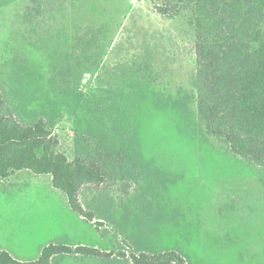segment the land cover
<instances>
[{
	"label": "rangeland",
	"instance_id": "1",
	"mask_svg": "<svg viewBox=\"0 0 264 264\" xmlns=\"http://www.w3.org/2000/svg\"><path fill=\"white\" fill-rule=\"evenodd\" d=\"M190 19L189 11L168 19L151 0H0V89L14 114L48 119L70 159L84 151L86 135L127 154L110 163L118 176L106 188H82L101 232L51 175L24 169L1 181L0 248L21 260L51 243L110 254H66L55 264H134V254L175 247L184 264H264V166L199 124ZM140 90L145 100L135 96ZM135 107L142 151L168 176L129 150ZM132 165L121 179L119 167L128 175Z\"/></svg>",
	"mask_w": 264,
	"mask_h": 264
},
{
	"label": "trees",
	"instance_id": "2",
	"mask_svg": "<svg viewBox=\"0 0 264 264\" xmlns=\"http://www.w3.org/2000/svg\"><path fill=\"white\" fill-rule=\"evenodd\" d=\"M151 3L168 19H175L184 11L191 13L190 22L196 35L197 115L205 133L226 144L246 162L264 166V0H151ZM86 91L85 86L81 93ZM146 93L140 90L135 96L145 100ZM175 106L182 119L191 122L187 108L182 103ZM133 118L135 123L128 129V135L133 136L131 154L156 174L168 176L153 159H146L142 151L138 107ZM96 143L91 136H84L86 152L70 159L60 149L59 138L49 120L40 117L32 122L21 121L0 89V182L24 169L49 174L54 187L67 195L71 208L101 232L103 221L101 217L96 220L98 213L85 206L81 191L86 185L106 188L105 182L118 176L117 167H111L110 163L114 158L123 161L127 154L112 145ZM119 168L124 180L136 167L132 165L128 175H123V169ZM66 254L110 256L85 244L51 243L34 260L18 259L0 248V264H55L54 259ZM185 258L179 247L133 255L134 264H184Z\"/></svg>",
	"mask_w": 264,
	"mask_h": 264
}]
</instances>
